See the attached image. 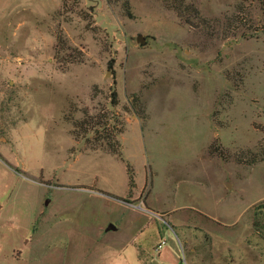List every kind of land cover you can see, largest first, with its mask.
<instances>
[{"label":"rangeland","instance_id":"obj_1","mask_svg":"<svg viewBox=\"0 0 264 264\" xmlns=\"http://www.w3.org/2000/svg\"><path fill=\"white\" fill-rule=\"evenodd\" d=\"M173 1L0 0V264H264V0ZM96 109L121 158L74 139Z\"/></svg>","mask_w":264,"mask_h":264},{"label":"trees","instance_id":"obj_2","mask_svg":"<svg viewBox=\"0 0 264 264\" xmlns=\"http://www.w3.org/2000/svg\"><path fill=\"white\" fill-rule=\"evenodd\" d=\"M177 2H179L178 5L172 4L168 7H171L176 12L179 19L183 20L186 25L199 30H203L206 26L209 27V25H206L205 23L203 28H201V24L198 22L201 20L202 22H206L207 20L200 17L199 11L195 8V6L189 7V5L184 4L183 0H175L172 3ZM125 7L126 15H131L128 5L125 4ZM189 8L191 10H189ZM109 92V106L114 109L119 103L117 93L114 87L110 88ZM139 99L140 98L137 95H132L129 100L131 107L136 106L137 108H140L141 104ZM142 110L143 109H139V112H142ZM72 126V135L74 139L82 140L85 145H89L87 149L106 151L110 155L118 158L122 157V147L120 142L117 140V136L123 132V121L120 119L118 114L116 115L115 111L109 113L105 110L96 109V112L92 115L85 111L83 112L82 120L73 123ZM80 133L81 136L79 137ZM212 147L213 146L211 145L208 152L211 155H215L218 150ZM222 154L223 152L221 150L217 153L218 156H222ZM234 160L237 163L244 165H252L264 161V142L258 146L256 152L247 150L234 156ZM127 170L129 186L132 187L134 186V180L128 166ZM260 208L264 209V205H258L255 209Z\"/></svg>","mask_w":264,"mask_h":264},{"label":"crops","instance_id":"obj_3","mask_svg":"<svg viewBox=\"0 0 264 264\" xmlns=\"http://www.w3.org/2000/svg\"><path fill=\"white\" fill-rule=\"evenodd\" d=\"M111 226L112 225H109V227H108V229H115V227L114 228H111ZM138 248H140L141 249V251H142V254H143V256H144V258H145V260H147L146 262H149V263H153V264H160V261H151V260H149L148 258V255L146 254V252H145V250H143V248H142V246H139ZM138 248H136V250H137V253H138ZM154 251V250H153ZM156 254V253H155ZM158 256L160 255V253L159 254H157ZM138 260H139V262L141 263V264H144L143 263V260H142V258H140L139 256H138Z\"/></svg>","mask_w":264,"mask_h":264},{"label":"built area","instance_id":"obj_4","mask_svg":"<svg viewBox=\"0 0 264 264\" xmlns=\"http://www.w3.org/2000/svg\"><path fill=\"white\" fill-rule=\"evenodd\" d=\"M166 244L165 240L161 239L158 244L156 245L155 247V253L156 254H159L160 253V250L163 248V246Z\"/></svg>","mask_w":264,"mask_h":264},{"label":"water","instance_id":"obj_5","mask_svg":"<svg viewBox=\"0 0 264 264\" xmlns=\"http://www.w3.org/2000/svg\"><path fill=\"white\" fill-rule=\"evenodd\" d=\"M137 40L140 41L141 43H144L145 42V40L143 39L142 36H139ZM111 228H114V227L111 226Z\"/></svg>","mask_w":264,"mask_h":264}]
</instances>
